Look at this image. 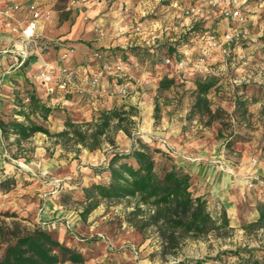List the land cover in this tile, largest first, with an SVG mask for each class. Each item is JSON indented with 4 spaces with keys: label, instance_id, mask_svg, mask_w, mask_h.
<instances>
[{
    "label": "rangeland",
    "instance_id": "obj_1",
    "mask_svg": "<svg viewBox=\"0 0 264 264\" xmlns=\"http://www.w3.org/2000/svg\"><path fill=\"white\" fill-rule=\"evenodd\" d=\"M176 1L177 5L169 7V0H160L164 8H161L160 12L155 10L156 14H145L146 16L133 19L131 29L133 30L137 25L149 29L165 13L179 14L173 18L178 22L171 24L164 21L162 23V33L158 35L156 44L175 43L178 53L183 57H188L192 62L202 53L204 43L200 37L191 38L189 33L192 26L187 16L184 15V10L196 4L198 0ZM249 1L255 2L251 5L256 6V9L254 11L253 7L248 8L249 10L243 9L247 20L240 27L246 29L249 34L252 28L253 33H259V35L256 40H250L247 37L238 42L235 47L236 50L241 48L243 51H254L255 53L264 50V0ZM213 8L217 9L216 6ZM255 14H258L257 19L250 18ZM148 17L149 22L144 21L143 18ZM199 24L201 29H209L203 28L201 25L203 23ZM140 37L141 35H136L137 39ZM136 46L145 47L146 45L139 40L137 44L127 47ZM236 50L234 52L233 48L229 55L224 57L226 62L217 60V57L213 59L217 50L209 51L211 72L222 78L219 88L212 89L207 96L212 114H208L203 108L191 112L195 100V86L192 80L183 76L189 75L186 67L175 75L177 77L175 85L168 89H160V78L163 73L172 71V64L165 63L164 60L156 65H151L147 61L140 63L133 58L135 64L130 62L131 59L127 61L130 65L134 64V71L132 75H125L122 78L127 83V94L119 96L115 92L116 97L122 99L120 102L122 104L114 107L127 113V119L121 123L124 130L118 129L116 123L113 122L99 149H104V153L108 154L111 149L110 145H113L110 140L115 143L119 134L133 144L136 137L141 138L144 133L151 131L146 127L151 118H153L151 120L153 125L156 126L161 122L162 116L166 115L182 122L185 131H209L207 133L208 142L212 144L218 142L219 152L225 141H231L230 146L224 147L225 152L221 153L225 158V163L235 172L249 166L259 167L260 162L264 161V104L253 98L258 96L264 101V56H257V59L263 62L259 66L253 60H247L245 64H242L238 61ZM115 54L114 58L123 60L121 53ZM249 55L253 53L249 52ZM187 66H190V63ZM56 74L58 75V69ZM56 79L59 78H55V81ZM241 85L245 87L242 88ZM259 85L262 87L260 88ZM27 89H30L29 85L20 87L19 95H15L16 100L20 97L24 98ZM51 97L49 96L48 99L50 100ZM155 105L159 107L158 116L154 111ZM68 112L78 122L91 121L93 117L98 116V113L92 117L82 115L85 111L80 109L74 111L70 109ZM64 115L62 110L55 111L54 118L50 120L63 122ZM37 121L45 126L50 123L49 130L53 132L51 121H41L39 118ZM2 147L6 150L5 154L13 161L3 156V151H0V238L2 231H5L9 238L17 230H29L39 225L36 218L42 195L47 194L53 184L50 181H43L46 179L53 180L58 176L71 177L68 181L64 179V182L68 183L66 182L59 189L57 198L62 205L69 206L79 216L82 209V203L79 202L81 188L89 184V182H84L81 172L82 167L87 169L89 165V162L85 161L83 152L87 151L88 154L91 152L89 154L91 155L97 152V149L89 151L75 146L80 148V151L76 152L75 147L56 143L54 138L41 134H35L20 142L15 141L14 135H9L7 139L2 140ZM251 157L256 158L255 165L247 163ZM75 160L78 161L76 169L71 171L70 166ZM240 162L243 164L239 165ZM23 164L27 165L30 171ZM102 165L96 164L94 167ZM56 167L58 169H55ZM90 176L95 181H100L102 178L101 175L94 174L93 170L90 171ZM69 192L72 196L66 199L65 194ZM134 202V199L102 201L86 219L81 220L79 216V223L72 227V231L67 232L68 242L63 243L80 251L86 258L84 264H172L178 260L214 256L218 251L225 249L244 246L264 247V228H241V219L254 221L258 217L257 205L264 203L263 183L256 182L253 186L246 187L241 200H236L227 207L218 200L209 201V209L213 213L221 207L227 209L231 227L229 234L225 237L212 234L197 240H187L175 255L163 256L160 241L152 230H147L142 234L129 222L128 212L132 210ZM3 246L1 242L0 254ZM222 259L234 261L235 258L222 255ZM223 262V260H207L204 264H223Z\"/></svg>",
    "mask_w": 264,
    "mask_h": 264
},
{
    "label": "crops",
    "instance_id": "obj_2",
    "mask_svg": "<svg viewBox=\"0 0 264 264\" xmlns=\"http://www.w3.org/2000/svg\"><path fill=\"white\" fill-rule=\"evenodd\" d=\"M242 1H244V10L252 7L253 11L256 9V6L251 5L255 2ZM13 5H18L19 9L11 13L9 20L18 27H24L30 20L31 10L29 7L31 5H34L42 14L48 15V17L43 16L38 19L35 29L36 41L39 44L45 43L46 48L33 47L31 53L21 64H19L21 59L19 54L24 48L22 39L17 33L2 26L5 17L1 11ZM160 5V0H0V117L6 118L12 114V110L16 107L15 95L19 93L20 87L25 85H29V88L35 90L47 105L73 111L84 110L82 115L89 117L93 110L110 109L122 104L120 103L122 99H118L115 92L121 85L127 86V83L123 79H115L113 76L105 74L103 67L107 63L120 62L123 64L124 74L132 75L135 63L131 57L122 60V58L106 56L100 59L95 55L97 52L111 53L116 51L114 48H127V46L137 44L139 40L146 46L154 45L157 38L152 43L149 40L150 35L156 34L157 37L159 34L161 35L162 23L164 21L171 24L178 22L173 18L179 14L165 13L149 29L137 25L142 32L141 30L135 32V27L132 30L131 22L140 16H146L145 14H156L155 10L160 12V9L164 8V5ZM170 5H177V1L169 0V7ZM194 5L201 6L203 12L199 18L186 17L191 22V26L203 23L201 24L203 28L214 30L221 36L228 26L234 24L221 16L220 8L223 3L216 6L217 9L209 6L208 0H198ZM257 16L258 14H255L250 18L257 19ZM143 19L148 21L150 18ZM136 35H141V39L138 38V40ZM258 35L259 33H253L251 28L248 38L256 40ZM58 41H62L64 45H57ZM67 45L72 46L73 51L63 61H60V53L65 51ZM10 50H13L14 53ZM235 50L236 47H234V52ZM249 52H252L253 55H249ZM236 53L238 61L242 64H245L247 60L255 61L258 66L263 64L257 59V56H264V50L254 53V51L247 52L237 48ZM209 55L211 56L210 53ZM216 57L217 60L226 62V59L218 52L213 56V59L215 60ZM129 60L134 64H128ZM60 65L74 70L75 78L65 89H58L60 94L50 96L49 100L48 88L53 86V82L45 83L37 75L48 73L55 79L58 76L56 73ZM99 72L102 73L100 81L98 85L92 86L90 81L93 75ZM67 91L78 92L84 96L85 101L65 98L63 93ZM53 116L54 113L48 117L46 122L51 121L53 132H58L64 128V125L63 122L50 120V118H54ZM13 117L23 120V117L17 114H13ZM151 120L153 118L146 125L151 131L144 133L141 138L150 145L175 152L176 161L183 164L191 175V191L195 195H202L208 201L218 200L227 207L236 200H241L251 177L256 178V182L264 184V161L260 162L259 167L249 166L239 169L238 172L233 170L231 173L216 164V160L225 163V158L221 151L219 152L218 142L213 144L208 142L207 133L209 131H185L182 122L166 115L162 116L161 122L156 126ZM46 127L50 129V123ZM38 134L45 136L42 133ZM114 144L110 145L111 149L108 154L104 153V149L99 148L91 155H89L91 152L89 154L87 151L83 152L85 161L89 162L87 169L86 167L81 169L85 183H90V179L93 180V177L90 176L92 167L96 164H105L112 151H128L133 146L120 134L117 135ZM0 151H3V156L13 161L5 154L6 150L2 147V142H0ZM77 162L75 160L70 166L71 171L76 169ZM24 166L28 168L27 165ZM57 167L55 169H58ZM57 178L68 181L71 177L58 176ZM43 181L51 182L50 179ZM58 193L59 191H55L53 184L47 194L43 193L36 221L43 228L49 230L55 238L67 243V232L72 231V227L78 224L80 219L72 208L59 202Z\"/></svg>",
    "mask_w": 264,
    "mask_h": 264
},
{
    "label": "trees",
    "instance_id": "obj_3",
    "mask_svg": "<svg viewBox=\"0 0 264 264\" xmlns=\"http://www.w3.org/2000/svg\"><path fill=\"white\" fill-rule=\"evenodd\" d=\"M207 30L209 29H201L199 24H195L189 34L191 38H201ZM114 49L116 51L107 54L115 56V53L119 52L123 55V59L131 57L140 63L147 61L151 65L162 63L165 58H170L173 69L171 72L162 74L159 81L160 89H168L177 83L175 75L182 70L177 66L178 60L189 61L178 53L175 43H155L145 47ZM97 53L100 54L101 59L107 56L106 53ZM186 69L189 75L183 76L192 80L195 86V100L191 112L203 108L205 112L212 114L207 96L212 89L219 88L222 78L212 72L195 70L191 66H186ZM57 81L58 79L55 82ZM55 82L51 86L53 90L48 94L49 96L60 94ZM241 87L245 86L241 85ZM259 87L261 88L262 85ZM63 95L72 100L85 101L84 96L78 92L67 91ZM253 100L264 104L258 96H255ZM15 106L12 114L6 118L0 117V142L7 139L9 135H14L15 141L20 142L37 133H42L64 146H80L93 151L100 148L113 122L118 129L124 130L121 123L127 119L126 112L110 108L93 110L91 117L98 113L97 117H93L91 121L78 122L72 118L67 109L47 105L31 88L26 90L24 98L20 97L19 100L15 98ZM58 110L65 113L62 130L51 132L43 123L37 121L38 118L46 121ZM154 111L158 116V105H155ZM13 114L22 116L23 120L16 119ZM125 132L128 133V131ZM110 142L114 144L113 140ZM230 144L229 140L224 142L227 148ZM75 148L76 152L80 151L79 147ZM92 170L94 174L101 175L102 178L100 181L92 180L81 188L79 200L82 203V209L79 212L81 220L86 219L102 201L134 199L133 208L128 212L129 222L142 234L152 230L160 241L163 256L175 255L187 240H197L212 234L225 237L230 232V217L227 209L221 207L213 213L209 209L208 199L202 195H195L191 191V175L182 164L176 161L175 155L168 150L148 144L140 137L134 139L130 150L112 151L104 165L93 167ZM65 196L68 199L72 195L69 192ZM257 211L256 220L241 219V228H264V203L257 205ZM1 242L4 246L0 254V264H84L86 261L80 251L64 244L41 225H36L29 230H17L9 238L6 232L2 231ZM222 255L235 259L225 261ZM207 260H223V264H264V247L244 246L225 249L218 251L214 256L178 260L172 264H204Z\"/></svg>",
    "mask_w": 264,
    "mask_h": 264
},
{
    "label": "built area",
    "instance_id": "obj_4",
    "mask_svg": "<svg viewBox=\"0 0 264 264\" xmlns=\"http://www.w3.org/2000/svg\"><path fill=\"white\" fill-rule=\"evenodd\" d=\"M223 3V6L220 8V14L225 20H229L233 22V25H230L227 27V29L222 33L221 36L217 34L216 31L214 30H207L205 33L202 35L201 39L203 40L204 46H203V52L199 55V57L195 61H188L185 59H180L177 61V66L181 68H185L188 63H190V66L198 71L201 72H211L210 69V62L208 59L209 51L211 50H217L220 55L223 57L228 56L231 50L235 47V45L238 42H241L245 40L248 37V32L246 29H242L240 25L246 22L247 17L243 13V4L244 1L242 0H208V5L209 6H219ZM31 10V18L27 22V24L24 27H18L9 20L10 15L13 11H16L19 9L18 5H13L10 7H7L1 11V14L5 17V20L2 24V26L6 29H9L19 35V37L22 39V43L24 44V48L20 52L19 56L21 57L19 64L23 62V60L31 53L32 48L35 46H40L41 48H46V44L42 43L39 44V42L36 41V36H35V29L37 26V21L41 17H48V15L42 14L39 10L36 9L34 5H31L30 7ZM203 12V8L199 5H192L187 7L184 10V15L187 17H192V18H199ZM135 32H140V27L137 26L135 27ZM142 32V30H141ZM157 36L156 34H151L149 40L154 43L156 40ZM57 45H64L62 41H58ZM65 51L60 53L59 60L63 61L69 53L73 51L72 46H65ZM10 52L14 53L13 50H10ZM97 58H100V54L95 55ZM17 61V60H16ZM165 63H172L170 58H165L164 59ZM103 72L107 75L113 76L115 79H122L125 74H124V68L123 64L120 62L116 63H107L103 67ZM102 73H96L93 75L91 79V85L96 86L98 85L100 81ZM38 77L41 79V81L45 83L49 82H55V79L51 76V74L48 73H39ZM58 81L55 82V85L57 86L58 89H65L69 83H71L74 78H75V72L74 70L66 67L65 65H60L58 68ZM53 88L49 87L48 91L49 93L52 92ZM117 93L120 96H125L127 94V86L126 85H121ZM221 152L224 153V145L221 146ZM170 151V150H168ZM173 155H175V152L170 151ZM216 164L221 169H226L229 172H233V168L230 167L229 165L225 164L224 162L220 160L215 161ZM256 158L251 157L248 159L247 163L251 165L256 164ZM246 163V164H247ZM243 163L240 162L239 165H242ZM244 166V165H243ZM53 183V187L55 191H59L60 188H62L64 184L63 179H53L51 180ZM256 183V178L251 177L250 182L248 186H253Z\"/></svg>",
    "mask_w": 264,
    "mask_h": 264
}]
</instances>
